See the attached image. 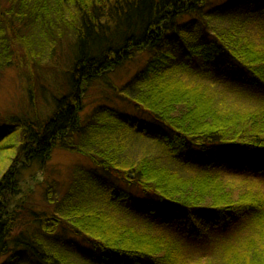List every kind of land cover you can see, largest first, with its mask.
<instances>
[{"label":"trees","instance_id":"16d2710c","mask_svg":"<svg viewBox=\"0 0 264 264\" xmlns=\"http://www.w3.org/2000/svg\"><path fill=\"white\" fill-rule=\"evenodd\" d=\"M230 17L240 18L231 21L239 34L209 31V21ZM255 20L264 17L253 0H0V72L31 76L40 37L63 42L53 57L65 54L68 67L46 118L6 121L0 150L3 139L22 137L19 174L42 170L54 149L100 170L66 189L83 199L89 190L95 205L69 202L70 223L59 220L54 235L56 219L28 208L31 224L50 223L42 230L55 243L68 237L52 253L18 233L22 182L17 170L4 173L0 258L17 248L22 256L10 261L26 264H73V255L82 264H264V103L232 110L196 83L226 70L262 97L264 46L239 31ZM139 54L149 61L131 90L113 87L111 107L81 118L92 84L110 85L108 75ZM235 182L246 191L235 196Z\"/></svg>","mask_w":264,"mask_h":264},{"label":"rangeland","instance_id":"374dc122","mask_svg":"<svg viewBox=\"0 0 264 264\" xmlns=\"http://www.w3.org/2000/svg\"><path fill=\"white\" fill-rule=\"evenodd\" d=\"M253 5L258 8L259 14L264 17V13L259 11V9H263L264 7V0H253ZM239 19L230 17V19L225 18L220 21L211 20L208 23L209 31L213 33L219 30H230L239 34L237 27L231 24V21L237 24ZM239 31H242L241 37H245V39L257 45L258 48L264 46V20L248 21L244 28ZM40 38L47 40V38ZM41 39H38L41 42H39L40 45H34L38 52L37 61L40 65L36 66L37 68L34 69L31 76L28 75V77L25 75V72L19 75L12 68L0 72V128L3 127L6 121L14 118H33L35 111L38 113L39 118H46L52 109L51 99L53 95H57L59 91L64 92L66 89V85L63 82V73L65 69H68L66 67V55H62L59 49H57L56 51L57 53L59 51V55L55 58L58 62H55V58L53 57L55 49L63 42L55 43L52 40H47L51 42L49 44L44 43ZM52 57L54 58L53 60ZM148 61L147 55H136L130 63L124 67L117 68L108 75L110 85L106 84V81L104 82L103 80L94 82L89 95L87 94L83 100L81 118H89L92 117L91 115L98 114L96 110H99L103 104L111 107L115 103V97L112 94L113 87H118L120 90L128 87L125 91H130V86L132 85L131 79L145 68ZM233 74V72L225 70L224 74L218 73L216 77L199 76L200 78L198 81L196 80V83L203 84V87L216 101L221 102L224 104L223 106H227L232 110H251L254 107L256 109L258 105L264 103V100L260 99L264 97L263 92L260 94L262 97L258 98V101L255 100L253 97L256 96L253 93L257 91ZM21 139L22 137L18 135L12 138H5L3 139L4 141H1L3 144L0 150V179L4 173L6 174L11 169L17 170L16 172L19 174V167L23 161L22 156H20L19 147ZM93 164V161L85 155L66 149H54L50 153V157L42 170H39L35 164L27 166L24 171L20 170L21 175L19 174L18 178L20 179V183L22 182L21 197L25 198L26 210L19 217V225L17 227L20 229L19 232L18 229H15L12 233L15 235L17 232L21 233L22 229H25L30 235L29 239L27 238L28 243H41V246L47 249L46 252L52 253L53 251H57L68 237L64 238L62 237L63 235H60V239V236H57V243H55L43 231L50 226V223H41L39 222L40 220H36L35 224L34 222L31 224L30 221L35 220L36 217L31 212H28V208H33L36 213H45L48 217L56 219L53 222L51 221L53 223L51 227L55 231L52 232V235L57 233L56 230H58V226L61 224L60 221L70 223L65 218L68 216V212H70H67V209L71 206V203L87 204L86 200H89L90 203L88 205H95L92 202L93 197L87 189L85 195L88 199L80 198L79 194L75 192L71 196L66 191V189L72 187L71 185L75 183V180L89 177L91 175L89 173L100 171ZM81 181L76 183V185L81 186ZM230 184H233L232 187L235 188L233 192L235 196L239 194V191H246L245 188H242L236 182ZM261 188L264 190V187ZM254 189L256 188L254 187ZM74 190L79 192L78 188ZM10 208L11 210H15V204H11ZM72 221L75 222L76 219ZM20 224H24V227H20ZM20 252V249L12 248V252L0 258V264H26L28 262L27 258L20 259L19 262L18 259L10 261L12 256ZM21 256L22 253H20ZM70 259L73 264H82L78 257L75 259L74 255Z\"/></svg>","mask_w":264,"mask_h":264}]
</instances>
